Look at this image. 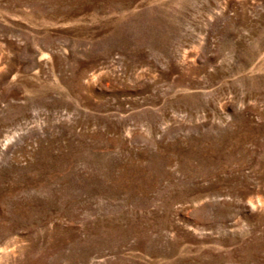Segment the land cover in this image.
Returning <instances> with one entry per match:
<instances>
[{
    "label": "rangeland",
    "instance_id": "1",
    "mask_svg": "<svg viewBox=\"0 0 264 264\" xmlns=\"http://www.w3.org/2000/svg\"><path fill=\"white\" fill-rule=\"evenodd\" d=\"M0 264H264V0H0Z\"/></svg>",
    "mask_w": 264,
    "mask_h": 264
}]
</instances>
